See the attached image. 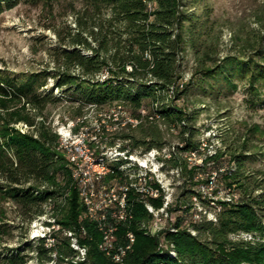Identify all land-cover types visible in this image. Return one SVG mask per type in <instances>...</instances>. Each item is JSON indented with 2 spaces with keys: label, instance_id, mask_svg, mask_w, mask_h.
<instances>
[{
  "label": "trees",
  "instance_id": "1",
  "mask_svg": "<svg viewBox=\"0 0 264 264\" xmlns=\"http://www.w3.org/2000/svg\"><path fill=\"white\" fill-rule=\"evenodd\" d=\"M18 2L0 0V14ZM80 2L75 30L58 46L55 65L17 72L0 68V200L14 202L20 220L31 222L47 214L59 225L50 227L53 244L47 245L42 236L34 246L27 242L11 246L4 235L18 225L0 222V264H25L31 256L44 264L54 250L59 263L68 257L66 264H117L99 248L102 232L86 215L60 135L47 121V106L64 99L79 101L73 118L82 117L80 108L90 106L99 119L104 116L111 123L110 128L101 123L98 141H88L97 151L117 141L131 150L139 146L163 149L167 140L159 124L167 131L178 129L180 143L176 150L165 151L162 159L164 167H180L177 179L184 178L186 186L183 202L172 206L171 228L152 233L147 226L152 214L145 206L146 198L133 187L128 189L130 217L120 223L116 235L121 242L126 231H132L135 240L123 264H264V168L253 165L264 152L244 142L203 153L200 136L207 126L192 124L194 116L176 102L194 81L205 95L226 85L233 91L242 82L252 103L263 104L264 44L255 56L219 54L214 9L204 0ZM189 51L194 66L186 77L183 61ZM112 105L121 106L118 114L110 111ZM122 113L139 122L133 125ZM19 122L27 129L16 127ZM78 123L74 130L79 129ZM192 150L203 156L202 164L189 163L187 154ZM213 171L230 199L217 200L221 205L217 221H195L192 198ZM104 179L123 183L125 173L115 164ZM187 182L197 187H187ZM147 199L156 207L162 203L161 197ZM210 200L202 197V204L215 207ZM3 217L5 211L0 208V220ZM49 221L42 220L45 225H51ZM64 230L73 231L87 246L85 259L71 261L76 250Z\"/></svg>",
  "mask_w": 264,
  "mask_h": 264
},
{
  "label": "rangeland",
  "instance_id": "2",
  "mask_svg": "<svg viewBox=\"0 0 264 264\" xmlns=\"http://www.w3.org/2000/svg\"><path fill=\"white\" fill-rule=\"evenodd\" d=\"M72 1L73 3H71ZM204 3L211 5L214 9L217 30L220 34L219 54L223 55L226 52H231L252 56L255 54L256 49L264 44V0H204ZM80 8H82L80 0H58L52 3H44L41 0H19L14 7L4 10L0 14V68L17 72L38 70L55 65L57 48L59 45L66 43L68 32L75 30V13ZM193 57V53L189 51L184 58L186 73H189L186 74V77H189L190 72L193 70ZM48 80L49 86L51 78ZM54 93L59 94L60 91L55 88ZM250 98L246 85L242 82H239L233 91L226 85L219 91L205 95L194 81L183 97L176 102L194 116L191 121L192 124L199 128L207 126L202 133L210 128L215 132L216 136L214 138H212L213 133L208 138L207 145L210 142L212 144L209 149L207 147L208 150L230 145L236 147L246 142L252 150L264 152V103L254 104ZM78 103L79 101L64 99L49 104L46 109L47 121L52 124L56 131L60 126H67L70 123L74 133L81 129L86 135L88 132L90 134L97 131L100 133L101 131L97 125H101L100 123H105L108 128L111 127V123H108L107 118L103 116L99 119L97 110L90 106L80 108L79 115L82 117L73 118L75 115L74 106H77ZM202 106L204 107L201 108ZM104 110L99 109L103 112ZM118 110H121V107L114 108L113 105L110 107V111H115L114 115L118 114ZM122 115H126V113H122ZM127 117L129 115H126L124 120ZM82 119L84 121L80 122ZM77 120L79 129L74 130ZM15 126L21 131L27 129L26 124L21 122L15 124ZM159 127L164 130V138L167 140L166 151L176 150L177 145L180 143L178 129L167 131L163 124H159ZM72 138L73 141L76 140L73 135ZM200 138H202V134ZM204 138H207V135H204ZM116 144H120V142H116ZM253 165L264 168V156L259 158ZM165 167L180 170L179 166ZM176 171L174 169L173 176L176 178H174V182L177 186L172 191L173 204L183 202L181 197L183 192L186 191V186L182 183L184 178L177 179L176 174L178 171ZM167 178H169V175H167ZM179 184L181 185L179 186ZM189 184L191 182H187V187H197ZM225 193L226 191L221 189L219 197L216 196L217 200ZM211 198L213 197H205L206 201ZM186 200L190 202L191 199L187 198ZM0 208L5 211L6 215L0 222L18 225L17 228L10 229L4 235L6 244L15 246L27 242L29 246H34L37 244L40 233L47 230L45 224L42 223V220L46 218L49 220L47 214L33 224V220L27 222L18 219L16 215L17 206L10 200H0ZM174 213L171 214V223L164 226V229L171 228V224L175 220ZM169 221L166 220L165 223ZM42 226L43 231L41 230ZM147 226L151 228V231H154L153 216L150 217ZM46 244L50 245L49 241ZM26 250H31V248ZM29 253L31 254L32 251ZM49 260L47 259L44 264H49ZM25 264L42 263L31 256Z\"/></svg>",
  "mask_w": 264,
  "mask_h": 264
},
{
  "label": "bare ground",
  "instance_id": "3",
  "mask_svg": "<svg viewBox=\"0 0 264 264\" xmlns=\"http://www.w3.org/2000/svg\"><path fill=\"white\" fill-rule=\"evenodd\" d=\"M82 119L80 122H83ZM127 121L131 122L133 125L139 122V119L128 117ZM101 124V123H100ZM98 125V129H100V125ZM74 126V125H73ZM83 128V127H82ZM96 130V129H95ZM58 134L60 135V145L65 151V148L68 147L70 142L73 141L72 135L75 136L76 140L73 142H77L79 135L83 134V139L85 141L92 140L93 134H90V132L84 134L82 130L80 129L77 133L73 131L72 125L69 123L67 126H60L57 130ZM74 133V134H72ZM213 133L212 138L216 136L215 132L212 130V128L206 130L202 133L201 140V150L203 148L204 140L206 139L208 141V138ZM99 135V132L97 131V137ZM204 135H207V138H204ZM211 143V142H210ZM207 145L208 149L212 147V144ZM208 144V143H207ZM207 149V153H213L215 149ZM123 148L120 147V144H116L115 142V149L111 148H101L99 151L96 149H89V156L87 160H84L83 162V176L85 179H78V168H74V162L71 161L68 157L72 176L75 179V181L78 184V187H81V191L79 192V196L81 197L83 203L86 206V215L91 220H94V217H99V212L101 213H112L115 211H118L119 213H114V220H121V216H123V220L126 221L130 214L127 209V191L130 187H133L136 189V191L139 192L145 199V206L148 209V211L152 214L153 213H160V214H168V212L171 210V204L174 203V200L172 199V191L174 187L177 186L175 184V177L173 176L174 169L178 171L177 168H166L164 167V161L162 159L163 153L166 151V148L161 149V156H153V164H157V168L161 169L163 171L164 177H161V185L162 186H169V182L172 184L171 190H163L161 193H154L153 197L151 195V189L145 188L148 184H151V173L150 170H144V165L140 164L139 159H135L134 151L133 150H125L122 151ZM190 152H195L194 150ZM187 159L191 163V155L188 152ZM117 165L118 168L122 169L125 173V182H121L117 184L115 180L108 181V185H114L115 192H118V198L120 199V202L117 204V202H108L105 204H99L98 209L93 204V191H91V184L90 180H100L104 179V177L111 173L112 171V165ZM102 168V169H101ZM176 171V172H177ZM167 175H169V178H167ZM177 175V174H176ZM115 177V176H114ZM173 178V179H172ZM118 179V178H117ZM109 180V179H108ZM121 181V180H120ZM177 181V180H176ZM209 191V183L201 184L200 185V192L201 193H207ZM225 191V190H224ZM155 198V197H161L162 203L160 206L156 207L151 200L147 198ZM211 203L214 204V206H219L220 204L217 201L216 196H212ZM215 197V198H214ZM222 197L230 199L229 194L225 193ZM205 198V197H204ZM107 199H114V192H107ZM193 204L195 206V199L194 196L192 198ZM204 202V201H203ZM188 204V203H187ZM186 205V204H185ZM189 207V206H188ZM173 214V213H172ZM175 214V213H174ZM42 216H39L38 218L33 220V224L36 223V220L39 218H42ZM174 217V216H173ZM55 218L49 219L51 221V225H45L46 231H43V226L41 227V230L43 232L40 233L39 237L45 236L46 242L49 241L50 244H53L54 237L50 236V227L57 228V224L54 221ZM48 220V221H49ZM174 220V219H173ZM49 221V222H50ZM94 222V221H93ZM43 223V222H42ZM44 225V224H43ZM172 225V224H171ZM98 226L99 230L102 232V237L99 242V248L106 253L108 256H110L117 264H123L124 256L126 255L127 251L131 248V245L133 244L135 240V235L132 231H128V234L130 235L127 238L126 243L120 244V251L118 253H111L107 247H105L103 244L107 241V238L110 235V241L111 242H119L116 233H113V230H115V223H108V219H98ZM58 229V228H57ZM56 230V229H55ZM150 232L154 233V231H151V228H149ZM67 235L71 238V246L76 250V254L71 257V261L76 262L78 260L85 259L86 255H82V248L83 251L87 253V246L84 244H81V247L77 245V236L74 234L71 230H64ZM85 232V231H84ZM37 233V232H36ZM37 235V234H36ZM52 258L49 260V264H66V261H68V257H65L66 261H63L59 263L57 261V253L54 250L51 252ZM48 264V263H47Z\"/></svg>",
  "mask_w": 264,
  "mask_h": 264
},
{
  "label": "built area",
  "instance_id": "4",
  "mask_svg": "<svg viewBox=\"0 0 264 264\" xmlns=\"http://www.w3.org/2000/svg\"><path fill=\"white\" fill-rule=\"evenodd\" d=\"M120 105L114 106V108H119ZM210 125V124H209ZM99 137H97V132L93 133L92 140L98 141ZM119 142V141H117ZM101 148H111L115 149V143L107 146H101ZM89 149H95L91 147L88 141L83 139V134L79 135L77 142H70L67 148H65V153L68 155L69 159L74 162V168H78V179H85L83 176V162L90 158ZM161 149L159 147L153 146L148 149H144L143 147H137L132 149L134 151L135 159H139L140 164L144 165V170H150L151 173V184H148L145 188L151 189V195L153 197L154 193H161L163 190H171L172 184L169 182V186L161 185V177H164L163 171L157 168V164H153V156H161ZM131 150L128 147L123 148L122 151ZM203 153H207V140H204L203 148L201 150ZM191 155V164H202L203 156H201L197 151L189 152ZM162 157V156H161ZM102 169V168H101ZM216 171L211 172L207 176V180L209 183V191L207 193H200V184L196 189V193H194L195 206L193 212V217L195 221H200L202 219H209L212 221H217V213L219 212V206L215 207H206V205L202 204V197L206 196H218L219 191H221V187L218 183ZM91 191H93V204L97 207L99 204H105L108 202H120L121 198H118V192H115L114 185H108V179H100V180H90ZM78 191H81V187H78ZM107 192H114V199H107ZM227 200V199H225ZM175 204H171V210L168 214H160L153 213V225H154V233L159 232L164 229V226L169 225L171 223V214L175 212L172 206ZM221 206V205H220ZM114 213H119L118 211L112 213H101L99 212V217H94V223L98 224V219H108V223H115V230L113 233H117L120 223L124 222L123 216H121V220H114ZM166 220H170L165 223ZM130 235L128 234V230L125 233L124 239L121 242H125ZM121 242H111L110 235L107 238V241L104 242V246L109 249L111 253H118L120 251ZM77 245L81 247V242L77 236ZM82 255H87L82 248Z\"/></svg>",
  "mask_w": 264,
  "mask_h": 264
}]
</instances>
